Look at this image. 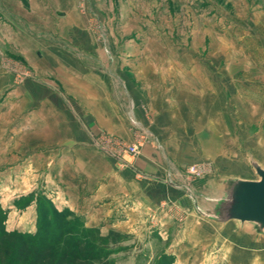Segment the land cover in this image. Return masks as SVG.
Wrapping results in <instances>:
<instances>
[{
  "label": "crops",
  "instance_id": "obj_1",
  "mask_svg": "<svg viewBox=\"0 0 264 264\" xmlns=\"http://www.w3.org/2000/svg\"><path fill=\"white\" fill-rule=\"evenodd\" d=\"M75 5V0H0V25L8 26L3 41L24 48V58L36 63L42 75L50 74L56 80L63 77L61 72L67 75L65 94L70 102L59 105L51 101L39 111L41 124L46 122L52 130L67 128L66 134L61 132L65 134L62 141L69 143L62 155L67 181L52 184L55 189H51L58 209L80 214L87 226L98 228L103 236L115 231L147 244L158 237L168 241L172 229L182 222L176 240L166 247L175 254L174 243L181 246L176 264H190L186 256L192 252L197 253L193 264L214 262L216 252H228L231 264L260 261L255 253H261V247H250V243L219 250L217 243L212 245L217 238L196 225L202 217L215 222L205 214L214 211V201L224 194L228 176L190 184L184 176L192 164L206 162L218 169L222 161H242L243 155L249 167L254 169L251 159L264 167L261 133L252 136L249 125H240L242 130L237 132L234 121L226 116L231 105L226 106V113L224 107L220 109V95H246L251 88L243 84L240 91L232 75L220 88L214 58L205 67L195 68L194 74L186 66L179 67L173 86L169 73L158 75L154 83V73L140 69L135 75L139 84L135 77L127 79L118 67L108 74L104 57H90L92 48H99L96 42L89 41L84 47L69 41V32L89 30L83 27ZM59 39L64 46L80 47V53L96 60L93 66L90 60L91 65L81 64L85 57L78 60L66 50L59 52ZM43 50L44 56L40 55ZM112 63L119 64L118 59ZM111 140L137 143L139 153L119 157L112 148L104 150L102 143ZM252 226L240 223L237 228L262 235Z\"/></svg>",
  "mask_w": 264,
  "mask_h": 264
},
{
  "label": "rangeland",
  "instance_id": "obj_2",
  "mask_svg": "<svg viewBox=\"0 0 264 264\" xmlns=\"http://www.w3.org/2000/svg\"><path fill=\"white\" fill-rule=\"evenodd\" d=\"M75 2L74 9L81 15L80 18L85 24L83 27L89 30L79 34L69 32V41L80 42L84 47L89 41L96 42L99 48H92L90 57H104L108 74L118 67L127 79H136L137 72L139 74L140 69H145L154 73L152 78L154 83H157L158 75L169 73L172 74L169 82L173 86L177 82L176 73L179 67L186 66V69L194 74L195 68L205 67L206 63L214 58L218 62L220 88L225 87L223 84L227 79L230 80L231 75L240 91H243V84L250 87L251 92L248 90L246 95H220V109L224 107L226 113V106L230 108L231 105L232 111H228L226 116L234 121L237 132L242 130L240 125H249L252 136L261 133L262 136L259 135L258 138L262 140L264 155V0ZM5 27L8 28L0 25V205L9 212L7 228L36 233L38 218L43 213L37 201L38 197L52 201L57 207L55 195L51 192L52 188L55 189L52 184L67 181L62 155H66L65 147L69 144L66 140L62 141L65 139L67 128L62 126L59 130H52L46 122L41 124L39 111L42 105H49L51 101L59 102V105L70 102L65 94L67 75L61 72L63 77H60V80L52 79L50 74L42 75L40 69L35 67L36 63L24 58V48L3 41ZM22 30L26 33V30ZM60 39L64 37L61 36ZM60 39L59 52L66 50L78 60L80 56L85 57L81 64L91 65V61L93 66L96 60L80 53V47L74 46L73 49L67 44L65 47ZM44 51L40 52V55L44 56ZM115 58L119 64L112 63ZM179 62H186V65ZM60 97L63 99L59 100ZM50 116L49 112L48 117ZM52 132L55 136H52ZM58 132L59 135H56ZM55 152L59 156H56ZM253 160L251 159L250 163ZM262 161L264 165V159ZM198 165L203 169V173L189 174L191 165L184 172L189 184L197 179L224 176H228V181L258 179L244 155L242 161H222L218 169L206 162ZM31 193H34L33 197H30ZM71 212L73 216L64 220L65 227H72L77 231L82 224V227L89 228L80 214ZM181 223L179 222L180 227L175 225L172 229V236L168 241L156 238L147 244L145 241L131 238L115 246L110 245L109 248L115 250L112 259L115 264H171L173 258L172 264H176L179 258L177 250L181 246L178 247V241L174 243L176 248L172 250L175 254L168 253L166 247L176 240L177 231L184 227ZM196 225L201 227L202 232L210 233L218 239L213 241L212 245L215 247L217 243L219 250L227 251L240 247L241 244H246L247 247L250 243V247H261L262 252L255 253L260 256V261H252L253 264H264L263 234L259 236L258 232L253 230V235L250 230V233L244 230V235L237 228L240 225L238 222L222 224L211 222L205 217ZM87 235L92 236L91 233ZM258 236L260 238H257ZM69 237L80 235L75 232ZM227 253L216 252L212 256L215 261L206 264H231ZM196 254L192 252L186 256L190 264L195 262Z\"/></svg>",
  "mask_w": 264,
  "mask_h": 264
},
{
  "label": "trees",
  "instance_id": "obj_3",
  "mask_svg": "<svg viewBox=\"0 0 264 264\" xmlns=\"http://www.w3.org/2000/svg\"><path fill=\"white\" fill-rule=\"evenodd\" d=\"M37 201L43 213L38 218L36 233L8 230L9 212L0 205V264H115V250L109 246L131 239L115 231L103 236L99 229H86L81 223L74 231L64 226V220L73 216L70 210H59L44 197ZM75 232L80 237L70 238ZM171 261L172 264L173 258Z\"/></svg>",
  "mask_w": 264,
  "mask_h": 264
},
{
  "label": "water",
  "instance_id": "obj_4",
  "mask_svg": "<svg viewBox=\"0 0 264 264\" xmlns=\"http://www.w3.org/2000/svg\"><path fill=\"white\" fill-rule=\"evenodd\" d=\"M258 179L227 180L224 194L214 201V211L205 215L217 223L252 224L264 235V167L253 160Z\"/></svg>",
  "mask_w": 264,
  "mask_h": 264
},
{
  "label": "built area",
  "instance_id": "obj_5",
  "mask_svg": "<svg viewBox=\"0 0 264 264\" xmlns=\"http://www.w3.org/2000/svg\"><path fill=\"white\" fill-rule=\"evenodd\" d=\"M102 146L104 147V150H111L110 148H112V150L115 149L114 153L119 157L123 156L126 153L131 155L132 157H135L139 153V145L137 143L133 145H126L121 141L111 140V142L109 141L107 143H102ZM188 173L191 175H199L203 173V169L200 167V165L194 164L189 167Z\"/></svg>",
  "mask_w": 264,
  "mask_h": 264
}]
</instances>
